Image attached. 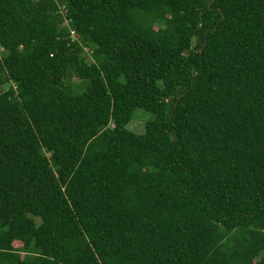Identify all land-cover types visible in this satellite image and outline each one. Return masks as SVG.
I'll use <instances>...</instances> for the list:
<instances>
[{
  "label": "trees",
  "instance_id": "trees-1",
  "mask_svg": "<svg viewBox=\"0 0 264 264\" xmlns=\"http://www.w3.org/2000/svg\"><path fill=\"white\" fill-rule=\"evenodd\" d=\"M0 44V264H264V0H0Z\"/></svg>",
  "mask_w": 264,
  "mask_h": 264
},
{
  "label": "rangeland",
  "instance_id": "rangeland-1",
  "mask_svg": "<svg viewBox=\"0 0 264 264\" xmlns=\"http://www.w3.org/2000/svg\"><path fill=\"white\" fill-rule=\"evenodd\" d=\"M151 114L142 109H137L134 114V119L129 123L128 128L135 131L137 134H142L145 131V124L151 119Z\"/></svg>",
  "mask_w": 264,
  "mask_h": 264
},
{
  "label": "water",
  "instance_id": "water-1",
  "mask_svg": "<svg viewBox=\"0 0 264 264\" xmlns=\"http://www.w3.org/2000/svg\"><path fill=\"white\" fill-rule=\"evenodd\" d=\"M4 48L2 47V45L0 44V52L3 51Z\"/></svg>",
  "mask_w": 264,
  "mask_h": 264
}]
</instances>
